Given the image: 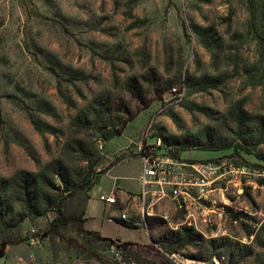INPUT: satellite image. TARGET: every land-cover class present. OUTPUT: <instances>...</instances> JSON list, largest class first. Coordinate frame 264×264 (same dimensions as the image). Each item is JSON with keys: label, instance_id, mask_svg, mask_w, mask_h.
<instances>
[{"label": "rangeland", "instance_id": "obj_1", "mask_svg": "<svg viewBox=\"0 0 264 264\" xmlns=\"http://www.w3.org/2000/svg\"><path fill=\"white\" fill-rule=\"evenodd\" d=\"M256 116L264 117V0H0V244L36 230L41 245L24 242L21 254L31 264H264V178L216 183L225 208L218 226L156 219L146 227L129 201L140 192L141 143L208 134L255 141ZM179 155L264 170V143L253 155ZM98 181L97 224L106 220L109 236L133 241L96 239L77 223L61 229L63 237H43L58 203L79 208ZM116 186L108 213L128 214L130 230L101 217L99 197ZM183 227L196 236L171 253L167 244Z\"/></svg>", "mask_w": 264, "mask_h": 264}, {"label": "built area", "instance_id": "obj_2", "mask_svg": "<svg viewBox=\"0 0 264 264\" xmlns=\"http://www.w3.org/2000/svg\"><path fill=\"white\" fill-rule=\"evenodd\" d=\"M177 92V89H173ZM103 140H98L100 149L104 148ZM168 147L161 138L149 139L141 143L137 153L142 161L141 171L137 177L140 192L134 194L129 201L140 205V212L146 227L148 220H161L172 226L175 219L180 220L179 225H186L199 229L201 223L206 226L219 225L218 217L222 218L225 208H219L214 198L218 188L216 183L221 180L233 182L234 179L255 177L264 178V170L250 166H223L208 164L187 163L189 161L176 159L170 154ZM217 178H215V175ZM234 178V179H233ZM118 188L115 187L110 194H102L99 199L106 205L118 203ZM169 204L170 209L159 213V208ZM130 222L131 218L126 213H121L120 218ZM29 245L39 246L41 237L32 229L25 236ZM115 249V246H112ZM187 264H208L205 261L187 260ZM17 264H30L19 262Z\"/></svg>", "mask_w": 264, "mask_h": 264}, {"label": "trees", "instance_id": "obj_3", "mask_svg": "<svg viewBox=\"0 0 264 264\" xmlns=\"http://www.w3.org/2000/svg\"><path fill=\"white\" fill-rule=\"evenodd\" d=\"M204 81H209L207 84H213V81H216L217 78L213 77H204L202 78ZM238 120H241L240 116H237ZM251 122L256 124V126L259 128V136L257 140H250V139H244L241 142H236L235 140H229L228 138H224L223 136H217L213 134H208L205 137L198 136H191L187 137L185 139L182 138H175L172 143H169L170 146L176 147V152L170 154L176 158L180 159L179 151H187V150H202V151H222L226 149H233L235 153L244 152L246 154H255L256 149L259 145L264 143V117L262 116H256L251 119ZM122 132L117 131L115 132L114 136L120 135ZM99 139L103 140L105 143L106 141L104 138L100 137ZM167 145V144H166ZM168 146V147H170ZM247 163V162H246ZM111 169V168H110ZM109 169V170H110ZM107 173V171L105 172ZM104 173V174H105ZM29 175L27 173H22L18 178L20 181L25 185L24 189L27 191L32 186L29 181ZM99 183L95 182L92 186H89L87 189V192L85 194V197L80 204L79 208L74 206V204H70L68 206H64L62 203H58V207L56 209L57 216L50 221V224L48 226V229L44 232L43 237L48 236H58L63 237L61 233V229L67 228L72 223H77L79 227V233L81 234H88L90 236H95V238L99 239L101 236L97 233L88 232L84 230L83 223L85 221V213L87 204L91 198L89 195V192L93 190V188ZM2 186L0 184V195L2 194ZM70 189H67V196L74 194L72 197L74 200H76L77 196L80 191H69ZM74 192V193H73ZM42 215V214H39ZM118 222L123 224L125 227L130 228L128 225V222L123 221L121 219H116ZM127 224V225H126ZM192 235H195L194 230L191 228L183 227L181 228V232L177 235L176 240L169 242L167 244L168 248L172 251L171 253L177 252V248L183 244L189 243L192 240ZM196 236V235H195ZM105 241L112 242V239L109 238H103ZM26 242V238L22 235L21 231L18 230L13 235L7 236L2 243L0 244V258L4 257L6 255L7 248L11 245H20L22 243Z\"/></svg>", "mask_w": 264, "mask_h": 264}, {"label": "crops", "instance_id": "obj_4", "mask_svg": "<svg viewBox=\"0 0 264 264\" xmlns=\"http://www.w3.org/2000/svg\"><path fill=\"white\" fill-rule=\"evenodd\" d=\"M115 168L116 167L110 169L108 172H111ZM138 172H139V169H138ZM117 180H120L119 177H117ZM116 187L118 188V186H116ZM94 188H93V190H94ZM92 191H91V194H90L91 195V198H90V200H89V202L87 204V208H86L85 221L83 223L84 229L86 231H88V232L97 233V234L101 235L104 238H109V239H112V240L133 241V240L127 239L125 237H120V236L119 237H111V236H109L104 231V225H106L105 224L106 223V220H104L103 221V224H101V225H98L97 224L96 220L99 219L98 217L100 216L99 215L100 209H99V207L97 208V206L95 204L96 203V200L93 199ZM99 201H101V200L99 199ZM104 205H105V210H104V213H103V215L101 217L104 218L105 214L107 213L108 220L111 223H113V221H111L110 218H112V219H118V218L115 217L114 215H111L110 211L108 213V209H109L108 207H110V206H106V204H104ZM124 228L130 230L128 227L126 228L124 226ZM136 230H138V229H136ZM122 234H123V232H122ZM22 248L25 249V244L24 243H22L20 245H11V246H9L7 248V251H6V255L4 257H1L0 258V264H17L19 262L29 263V262H26L25 261V259H27V258H23L22 255H21L22 254ZM28 249H30V248H28ZM34 253H35V251L33 250V252L30 253V254H34Z\"/></svg>", "mask_w": 264, "mask_h": 264}]
</instances>
